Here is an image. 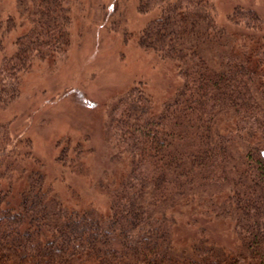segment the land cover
I'll list each match as a JSON object with an SVG mask.
<instances>
[{"label":"trees","instance_id":"16d2710c","mask_svg":"<svg viewBox=\"0 0 264 264\" xmlns=\"http://www.w3.org/2000/svg\"><path fill=\"white\" fill-rule=\"evenodd\" d=\"M69 3L16 0L32 25L0 63V105L34 59L66 50ZM137 8L158 10L138 44L173 63L180 84L157 113L139 84L107 100L104 140L128 168L97 181L104 211L64 204L44 173L21 167L29 140L0 123V264H264V21L237 5L230 19L243 29L229 33L211 0ZM67 156L64 147L57 159ZM195 217L231 222L233 246L203 236L178 245V223Z\"/></svg>","mask_w":264,"mask_h":264},{"label":"rangeland","instance_id":"374dc122","mask_svg":"<svg viewBox=\"0 0 264 264\" xmlns=\"http://www.w3.org/2000/svg\"><path fill=\"white\" fill-rule=\"evenodd\" d=\"M138 1L70 0L66 50L34 59L20 75L18 96L0 105V123H9L12 138L29 140L26 148H19L21 167L44 173L46 184L72 208L92 204L104 211L107 197L97 181L107 182L128 168L125 157H114L104 140L107 100L139 84L152 100V113H157L180 84L173 63L138 44L142 28L158 16L156 8L139 11ZM211 2L217 23L229 33L243 29L230 19L237 5L254 9L264 21V0ZM31 25L16 0H0V63L14 53L17 37ZM260 33L264 36V25ZM64 147L68 156L61 162L57 156ZM23 149L29 150L27 156ZM79 164L82 169L75 170ZM199 227L208 235L199 233ZM201 236L227 249L234 244L227 220L195 217L192 224L178 223L175 230L178 245Z\"/></svg>","mask_w":264,"mask_h":264}]
</instances>
